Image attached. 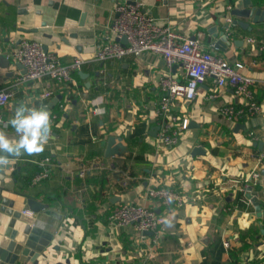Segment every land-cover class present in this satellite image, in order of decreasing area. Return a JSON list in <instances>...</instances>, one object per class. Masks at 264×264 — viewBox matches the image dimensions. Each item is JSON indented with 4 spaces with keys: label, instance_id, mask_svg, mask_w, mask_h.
<instances>
[{
    "label": "crops",
    "instance_id": "crops-1",
    "mask_svg": "<svg viewBox=\"0 0 264 264\" xmlns=\"http://www.w3.org/2000/svg\"><path fill=\"white\" fill-rule=\"evenodd\" d=\"M129 1L141 2L156 22L198 39L214 55L243 63V73L255 81L259 114L226 120L220 108L241 107L243 99L235 98L228 86L208 99L215 87L207 79L195 100L177 101L172 109L173 115L188 122L178 143L170 148L160 145L158 81L170 74L183 82L181 67L168 68L149 53L118 62L92 61L95 42L108 33L115 7ZM235 1L0 0V90L12 92L8 104L0 108V132L16 137L8 121L20 103L43 106L56 115L43 150L22 153L6 174L0 171V184L46 206L36 222L53 239L39 264L264 263V161H259L264 153V0H250L263 13L262 21L255 12L230 16L225 7ZM227 17L231 34L225 30ZM220 32L229 44L219 43ZM23 39L38 41L63 62L84 60V76L77 73L69 87L44 80L18 84L23 69L9 54ZM48 89L54 91L52 97L39 100ZM109 137L120 138L124 152L106 157ZM195 147L203 154L193 155ZM46 157L53 164L51 176L30 186ZM84 167L95 169L82 179L77 173ZM255 172L256 180L251 178ZM150 178L174 187L187 199L182 206L157 210L165 221L153 250L132 228L107 225L108 215L120 205L149 204L144 194ZM247 194L260 206L259 212Z\"/></svg>",
    "mask_w": 264,
    "mask_h": 264
},
{
    "label": "built area",
    "instance_id": "built-area-1",
    "mask_svg": "<svg viewBox=\"0 0 264 264\" xmlns=\"http://www.w3.org/2000/svg\"><path fill=\"white\" fill-rule=\"evenodd\" d=\"M227 12L231 5L225 7ZM115 16L109 24V31L95 42L92 61L103 63L106 61H122L128 56L139 57L149 53L159 56L168 68L179 65L182 69L184 81L180 82L170 74H165L158 81L160 98L156 106L157 116L160 118V131L157 141L160 145L170 148L175 146L183 131L188 127L185 119L172 114L177 101L192 102L197 96L199 87L207 80L214 83L215 91L208 99L217 97V90L230 87L237 99H243L241 107L227 104L220 108L219 114L228 121L259 114L260 107L254 99V79L243 73L241 62H230L205 50L198 39H190L177 33L169 23H158L147 13L141 2L117 5ZM225 30L231 34L230 17L226 18ZM125 37L126 44L119 41ZM253 43L252 39L246 40ZM9 57L15 64L21 65L23 73L17 78L18 84L33 81H47L55 87H69L74 84V77L82 70L86 63L75 57L63 62L58 55L44 50L42 45L34 39H23L11 49ZM53 90L48 89L38 95L39 100L52 97ZM12 92L9 89L0 90V108H4ZM95 112V111H94ZM56 120V115H50V125ZM0 123L2 118L0 116ZM259 161H264V153ZM53 164L46 157L40 162V169L30 178V186H36L46 181L52 172ZM94 167H84L78 173L84 179ZM257 172L251 178L257 179ZM145 200L148 205L122 204L110 212L107 225L111 229L132 228L139 241L153 250L162 238V226L165 216L157 210L167 211L173 206H182L187 202L186 197L171 186L152 183L151 178L145 188ZM24 214L30 215L27 210ZM150 232L151 236L144 233ZM148 240V241H146ZM228 247L227 243H224ZM153 253V251H152ZM149 258L153 254L149 253ZM246 264H264L262 262H247Z\"/></svg>",
    "mask_w": 264,
    "mask_h": 264
},
{
    "label": "water",
    "instance_id": "water-1",
    "mask_svg": "<svg viewBox=\"0 0 264 264\" xmlns=\"http://www.w3.org/2000/svg\"><path fill=\"white\" fill-rule=\"evenodd\" d=\"M132 3V1L128 2V4ZM254 12L257 17L260 16L257 19L262 21L263 13L255 10L250 0H236L229 14L241 18L250 16ZM218 35L219 43L229 44L224 32ZM119 41L123 45L126 44L125 37ZM43 49L46 50L45 47ZM17 67L22 69L21 65L17 64ZM78 75L83 77L84 73L80 71ZM124 150L120 138H108L105 149L106 157L118 156ZM200 151L195 147L192 154H200ZM201 154H203L202 151ZM9 168L11 164L0 165V171L4 174ZM7 175H9L8 172ZM0 180L2 181L3 178L0 177ZM246 197L254 202L255 210L259 212L260 206L255 200L249 194ZM44 209L46 206L36 199L22 194L5 183L0 184V264H39V258H46L45 252L52 242L53 234L40 228L36 222V215ZM24 210L32 214H24ZM144 235L151 236V233L147 232ZM68 263L67 261L66 264Z\"/></svg>",
    "mask_w": 264,
    "mask_h": 264
},
{
    "label": "clouds",
    "instance_id": "clouds-1",
    "mask_svg": "<svg viewBox=\"0 0 264 264\" xmlns=\"http://www.w3.org/2000/svg\"><path fill=\"white\" fill-rule=\"evenodd\" d=\"M16 133L10 139L0 132V165L14 163V157L22 153H38L43 150L50 134V114L43 106L20 103L8 121Z\"/></svg>",
    "mask_w": 264,
    "mask_h": 264
},
{
    "label": "trees",
    "instance_id": "trees-1",
    "mask_svg": "<svg viewBox=\"0 0 264 264\" xmlns=\"http://www.w3.org/2000/svg\"><path fill=\"white\" fill-rule=\"evenodd\" d=\"M238 196H242V194L241 193H238Z\"/></svg>",
    "mask_w": 264,
    "mask_h": 264
}]
</instances>
